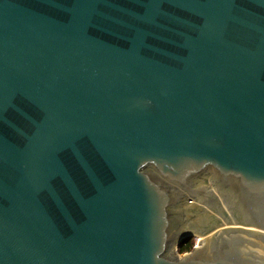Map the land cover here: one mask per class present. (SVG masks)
Here are the masks:
<instances>
[{
  "label": "water",
  "instance_id": "water-1",
  "mask_svg": "<svg viewBox=\"0 0 264 264\" xmlns=\"http://www.w3.org/2000/svg\"><path fill=\"white\" fill-rule=\"evenodd\" d=\"M0 264H264V0H0Z\"/></svg>",
  "mask_w": 264,
  "mask_h": 264
},
{
  "label": "trees",
  "instance_id": "trees-1",
  "mask_svg": "<svg viewBox=\"0 0 264 264\" xmlns=\"http://www.w3.org/2000/svg\"><path fill=\"white\" fill-rule=\"evenodd\" d=\"M193 243H194L193 239L191 238H187L181 241L180 244L178 245L177 252L179 254H184V253L191 251V249L193 248Z\"/></svg>",
  "mask_w": 264,
  "mask_h": 264
},
{
  "label": "rangeland",
  "instance_id": "rangeland-1",
  "mask_svg": "<svg viewBox=\"0 0 264 264\" xmlns=\"http://www.w3.org/2000/svg\"><path fill=\"white\" fill-rule=\"evenodd\" d=\"M202 239H203L202 236L196 234L195 237H194V242H195V243H198V241H199V240H202Z\"/></svg>",
  "mask_w": 264,
  "mask_h": 264
},
{
  "label": "flooded vegetation",
  "instance_id": "flooded-vegetation-1",
  "mask_svg": "<svg viewBox=\"0 0 264 264\" xmlns=\"http://www.w3.org/2000/svg\"><path fill=\"white\" fill-rule=\"evenodd\" d=\"M194 237H195V235H193L192 237H190L191 239H193V242H194ZM198 242H199V241H198ZM198 244H199V243H195V242H194V243H193V248L197 247ZM193 248H192V249H193ZM192 249H191V250H192ZM189 252H190V251H189ZM177 253H178V252H177ZM187 253H188V252H187ZM178 254H179V253H178ZM184 254H186V253H184ZM179 255H183V254H179Z\"/></svg>",
  "mask_w": 264,
  "mask_h": 264
},
{
  "label": "bare ground",
  "instance_id": "bare-ground-1",
  "mask_svg": "<svg viewBox=\"0 0 264 264\" xmlns=\"http://www.w3.org/2000/svg\"><path fill=\"white\" fill-rule=\"evenodd\" d=\"M200 241V240H199Z\"/></svg>",
  "mask_w": 264,
  "mask_h": 264
}]
</instances>
